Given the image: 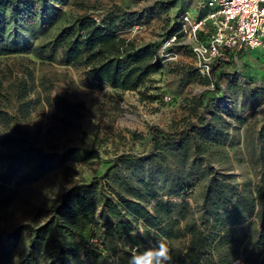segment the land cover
<instances>
[{
  "label": "rangeland",
  "instance_id": "rangeland-1",
  "mask_svg": "<svg viewBox=\"0 0 264 264\" xmlns=\"http://www.w3.org/2000/svg\"><path fill=\"white\" fill-rule=\"evenodd\" d=\"M55 7L58 16L45 23L0 24V39L18 49L0 55V111L5 114L0 119V248L10 252L13 263L30 250L42 257V264H59L32 248L28 228L49 218L63 192L112 165L135 184L150 180L159 199L177 203L183 199L165 195L175 176L190 183L224 174L233 176L239 188L249 182L255 191L261 185L264 160L257 135L264 127V49L228 53L226 66L206 80L209 75L201 67L210 71L214 64L196 52L201 48L206 58L205 35L187 37L180 25L185 13L193 20L204 15L194 0H64ZM110 13L118 17V35L139 49L150 48L160 60L161 67L136 90L92 81L85 69L65 65L60 51L49 60L50 50L40 49L76 17ZM213 113L224 122L218 129L225 142L198 151L195 147L208 141L203 125ZM152 126L197 139L196 144L190 141L186 164H181L178 142L158 168L151 152ZM198 129L203 132L197 134ZM18 143L54 153L55 161L43 170L34 159L13 163ZM125 154L128 161L122 158ZM206 167L214 173L203 175ZM201 192L202 184L184 192L194 218ZM240 252L246 264H264V245L243 244ZM63 264L71 263L64 258Z\"/></svg>",
  "mask_w": 264,
  "mask_h": 264
},
{
  "label": "trees",
  "instance_id": "trees-1",
  "mask_svg": "<svg viewBox=\"0 0 264 264\" xmlns=\"http://www.w3.org/2000/svg\"><path fill=\"white\" fill-rule=\"evenodd\" d=\"M63 1L0 0V24L51 21L58 16L55 5ZM117 20L111 13L99 18L82 14L40 49L50 50L49 60L60 51L65 65L85 69L92 81L122 91L136 90L161 67L160 60L150 48L139 49L132 40L118 35ZM17 52V48L0 39V55ZM224 66L226 61L217 62L204 78L210 80ZM0 119L5 120L1 111ZM210 120L203 125L208 128V141L197 145L198 151L214 142H225L222 129H218L224 123L221 117L213 113ZM200 129L194 131L201 134ZM148 130L153 136L151 152L159 162L158 168L164 166L165 154L178 142L181 164H186L190 141L196 144L197 139L187 132L169 134L153 126ZM257 142L259 158L264 160V127L258 132ZM16 147L18 151L11 155L13 163L34 159L43 170L56 158L54 153H42L23 143ZM122 158L128 161L130 155ZM213 173L207 167L202 171L203 175ZM261 173L264 175V167ZM233 180V176L222 174L185 183L183 177L175 176L168 182L165 195L183 199L177 203L159 199L157 186L150 180L137 179L135 184L134 179L121 175L112 165L101 175L63 192L49 218L28 228L31 246L50 259L54 257L52 260L59 264L64 258L71 264H128L132 250L164 240L171 249L172 264H246L241 246L264 245V176L255 191L250 190L249 182L239 188ZM201 184V208L194 218L188 212L184 192H192ZM95 226L97 231H92ZM125 243L129 245L126 249ZM41 258L29 250L13 263L10 252L0 248V264H42Z\"/></svg>",
  "mask_w": 264,
  "mask_h": 264
},
{
  "label": "built area",
  "instance_id": "built-area-1",
  "mask_svg": "<svg viewBox=\"0 0 264 264\" xmlns=\"http://www.w3.org/2000/svg\"><path fill=\"white\" fill-rule=\"evenodd\" d=\"M204 15L199 19L185 13L180 25L183 35L203 33L206 58L214 65L228 60V53L264 49V0H194ZM209 75V68L201 67Z\"/></svg>",
  "mask_w": 264,
  "mask_h": 264
},
{
  "label": "clouds",
  "instance_id": "clouds-1",
  "mask_svg": "<svg viewBox=\"0 0 264 264\" xmlns=\"http://www.w3.org/2000/svg\"><path fill=\"white\" fill-rule=\"evenodd\" d=\"M128 264H172L171 249L164 240H158L144 249L132 250Z\"/></svg>",
  "mask_w": 264,
  "mask_h": 264
}]
</instances>
